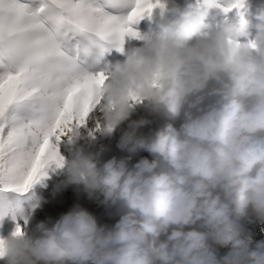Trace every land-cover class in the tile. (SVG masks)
<instances>
[{
	"label": "clouds",
	"instance_id": "1",
	"mask_svg": "<svg viewBox=\"0 0 264 264\" xmlns=\"http://www.w3.org/2000/svg\"><path fill=\"white\" fill-rule=\"evenodd\" d=\"M212 7L173 9L174 21L110 64L94 128L105 138L119 129L127 155L98 167L110 148L92 150L95 134L71 132L77 157L65 160L54 194L83 185L116 223L73 207L40 222L39 235L3 239L8 264H264V241L250 247L243 223L264 222V11L250 38L243 18L206 23ZM140 106L146 115L132 119ZM162 111L179 126L142 131ZM141 152L154 158L133 162Z\"/></svg>",
	"mask_w": 264,
	"mask_h": 264
},
{
	"label": "snow or ice",
	"instance_id": "2",
	"mask_svg": "<svg viewBox=\"0 0 264 264\" xmlns=\"http://www.w3.org/2000/svg\"><path fill=\"white\" fill-rule=\"evenodd\" d=\"M156 7L161 0H0V221L27 223L23 199L65 166L58 142L102 102L110 78L102 58L139 39L132 25ZM245 7L235 0L223 11L243 18ZM23 234L17 222L13 235Z\"/></svg>",
	"mask_w": 264,
	"mask_h": 264
},
{
	"label": "trees",
	"instance_id": "3",
	"mask_svg": "<svg viewBox=\"0 0 264 264\" xmlns=\"http://www.w3.org/2000/svg\"><path fill=\"white\" fill-rule=\"evenodd\" d=\"M163 5L166 6L167 11H164L161 7H156L150 16L146 15L144 20L139 23L142 26V32L140 30H136L141 35L147 33L149 31H159V24L161 22L164 23H171L175 20V14L173 9L180 8L183 11L191 10L189 7H200L204 5L207 8V5L211 3L213 7L210 9L206 23L211 24L214 27H218L224 23H239L241 20V16L238 14V10L233 9L229 13H225L223 11L224 8L229 7L231 4L235 3V0H161ZM264 11V0H250L248 6L244 9L243 19L250 22L248 27L249 37L254 38L256 28L255 25L260 23L257 19V16L260 12ZM166 12V13H165ZM165 14V17L162 16ZM138 24V23H137ZM154 123L146 127V129H142L144 132H148L150 129H160L166 127L168 124H175L179 126L180 121L172 118L170 114L166 111H162L161 113L152 116ZM64 147L72 148L69 144H63ZM117 156H124L127 153H123L121 151H116ZM141 156H147L150 159L154 158L151 156L150 153L141 152L137 157H135V161L139 160ZM99 167V166H98ZM53 204V209L51 210L48 206H44L43 209L40 211L45 213L46 221L50 224V226L60 218V216L73 207L80 206L83 208L88 209L89 211L93 212L100 220L101 223L107 224H115L116 221L119 219L118 216H110L108 214V210L105 207L99 205L97 202L89 200L87 193L84 191L83 185H73L69 188L62 191L58 196L53 198L51 202ZM42 208V207H41ZM115 211V210H113ZM56 214L58 219L53 220V217L50 216V213ZM247 231L250 233L251 238L248 239V244L250 247H255V244L260 241H264V222L257 220L255 217L251 218V222L249 220L243 221ZM192 228L199 229V225H192L189 226V230ZM33 235H39L37 232V228L33 231ZM32 236V235H31ZM232 244L229 243L227 245L221 246L219 248V252L221 255L230 251ZM6 260V259H5ZM5 264H8V259L6 260Z\"/></svg>",
	"mask_w": 264,
	"mask_h": 264
},
{
	"label": "rangeland",
	"instance_id": "4",
	"mask_svg": "<svg viewBox=\"0 0 264 264\" xmlns=\"http://www.w3.org/2000/svg\"><path fill=\"white\" fill-rule=\"evenodd\" d=\"M23 3H27L28 0H21ZM250 3V0H246V6ZM192 8L191 6L189 7ZM166 13V12H165ZM163 17H165V14H162ZM144 20L141 19L138 24L132 25L133 29L136 31L140 30L142 32V26L139 25ZM143 41L138 38H132V37H126L125 43L123 45V51H120L119 49L113 48L110 52L106 53L105 56L102 58L101 61V67L114 64L117 61L124 60L125 53L129 51L132 47L136 46H142ZM98 113V110L95 112L94 116ZM146 115L144 112V109L142 106L138 108V111L133 115L132 119H139L141 116ZM152 119V116L149 117ZM153 120V119H152ZM95 121L93 118H90L87 125L84 127H81L80 130L82 132H88L92 129H94ZM124 127H127V123H125ZM146 129V128H144ZM71 133L64 136L59 142L58 147L60 154L64 157L66 161H71L77 157V147L71 145L69 143V137ZM121 135V131L118 129L113 136L105 138L100 135L99 132L95 133L96 137V148L92 150H98L99 145H107L110 148V151L106 152L102 159L98 162L99 167H103V164L107 162V160L111 159L113 156H117L116 151H120V149L117 147L119 138ZM63 144H69L72 146V148L64 147ZM81 144H84V141H81ZM66 169H58V170H49L48 176L40 183H37L31 192L28 194L27 197H25L21 203V207L24 208L25 214L27 216V223H25V220L23 218H19L18 221H14L12 219V216L9 215L5 217L2 221H0V239H7L10 238L17 227V222L19 225L23 228L24 234L27 236H35L33 235V231L35 228H37V225L40 222H43V220H47L45 218V213L43 211L41 212L40 209H43L44 206H48L51 210L53 209V204L51 203L53 201V198L58 196L61 192L55 193L54 190L56 188V185L64 179V173ZM64 191V190H63ZM43 197L46 202L42 203L40 207L33 208V204L35 203L34 199H29V197ZM42 207V208H41ZM50 216L53 217V220L58 219V216L56 214H52V212H49ZM50 226V224H49ZM7 258H0V264H5Z\"/></svg>",
	"mask_w": 264,
	"mask_h": 264
}]
</instances>
